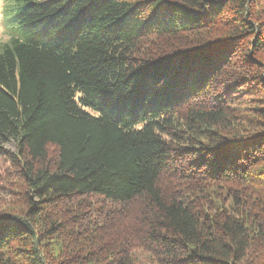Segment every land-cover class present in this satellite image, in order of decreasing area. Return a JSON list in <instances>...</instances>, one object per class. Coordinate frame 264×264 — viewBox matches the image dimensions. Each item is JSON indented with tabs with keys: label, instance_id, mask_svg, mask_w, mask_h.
<instances>
[{
	"label": "trees",
	"instance_id": "obj_1",
	"mask_svg": "<svg viewBox=\"0 0 264 264\" xmlns=\"http://www.w3.org/2000/svg\"><path fill=\"white\" fill-rule=\"evenodd\" d=\"M12 1L0 161L23 192L0 264H243L264 242L245 191L264 185V0Z\"/></svg>",
	"mask_w": 264,
	"mask_h": 264
},
{
	"label": "rangeland",
	"instance_id": "obj_2",
	"mask_svg": "<svg viewBox=\"0 0 264 264\" xmlns=\"http://www.w3.org/2000/svg\"><path fill=\"white\" fill-rule=\"evenodd\" d=\"M23 6L24 4L21 2L0 0V42L8 39L11 34L16 33L19 29L17 22L12 19V16L14 17L18 8H22ZM252 10L257 13L255 18L264 20V1L257 4L254 3ZM236 101L239 104H237L238 106L235 105V107L241 112L250 110L253 106L257 105V102H250L245 96ZM212 189L215 190V187L209 188V191ZM245 191L248 200L255 205L254 209L257 211V214L260 215L262 211L264 212V185L258 183L248 184L245 185ZM22 192L23 183L18 175L12 171V167L0 161V212H16L21 205L20 193ZM210 198L215 203V206L228 205V200L225 199L224 191L221 189L217 190L215 195H212ZM249 237V249L243 264H263L264 242L259 241L254 235H250Z\"/></svg>",
	"mask_w": 264,
	"mask_h": 264
}]
</instances>
